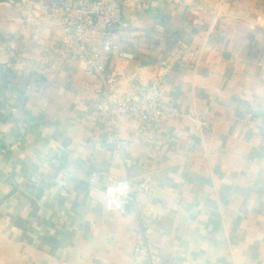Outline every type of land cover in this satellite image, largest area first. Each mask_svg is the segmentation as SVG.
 Returning <instances> with one entry per match:
<instances>
[{"label": "crops", "instance_id": "obj_1", "mask_svg": "<svg viewBox=\"0 0 264 264\" xmlns=\"http://www.w3.org/2000/svg\"><path fill=\"white\" fill-rule=\"evenodd\" d=\"M75 8L0 0V264H264V0L128 2L117 85L164 76L184 115L152 136L122 117L124 155L65 52ZM125 177L149 183L148 261L136 213L105 206Z\"/></svg>", "mask_w": 264, "mask_h": 264}, {"label": "built area", "instance_id": "obj_2", "mask_svg": "<svg viewBox=\"0 0 264 264\" xmlns=\"http://www.w3.org/2000/svg\"><path fill=\"white\" fill-rule=\"evenodd\" d=\"M73 1L76 8L71 25H63L65 52H71L85 60L88 71L97 77L96 111L104 118L110 131L109 140L124 155L129 148L130 139L121 134L119 122L122 117L135 120L141 132L152 136L164 116L182 117L184 113L170 99L164 76L148 81L141 79L139 87L133 91L122 90L117 85L116 70L111 68L113 57L117 53L127 59L134 57L132 52L120 51V38L129 26L124 10L132 0ZM27 10H30V14L25 16V20L31 22L33 17H37L36 8L28 5ZM148 188L147 181L133 184L130 177L112 180L104 188L108 211H133L142 222L141 236L135 245V262L150 259L146 232L149 229L147 221L154 214V207L141 199Z\"/></svg>", "mask_w": 264, "mask_h": 264}]
</instances>
